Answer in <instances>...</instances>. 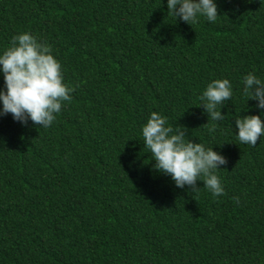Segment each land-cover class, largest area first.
<instances>
[{"label":"trees","instance_id":"trees-1","mask_svg":"<svg viewBox=\"0 0 264 264\" xmlns=\"http://www.w3.org/2000/svg\"><path fill=\"white\" fill-rule=\"evenodd\" d=\"M214 2L215 22L190 25L167 0H0V54L29 32L74 89L50 127L0 116V264H264V136L235 126L264 120L243 82H264V0ZM216 79L233 95L212 121ZM153 111L226 158L221 196L153 170Z\"/></svg>","mask_w":264,"mask_h":264},{"label":"clouds","instance_id":"clouds-1","mask_svg":"<svg viewBox=\"0 0 264 264\" xmlns=\"http://www.w3.org/2000/svg\"><path fill=\"white\" fill-rule=\"evenodd\" d=\"M167 7L168 14L175 20L180 18L190 25L196 24L199 16L215 22L219 15L214 0H167ZM0 72L6 89L0 90V116L11 114L22 124H27L30 119L35 125L50 127L63 102L72 98L74 89L65 84L62 65L52 54L51 47L38 42L29 32L12 37L10 46L0 54ZM243 82L244 93L249 99L258 101V108L264 109V82L252 72L244 76ZM232 95V84L228 79H216L207 85L200 99L209 119L219 121L224 118L221 107ZM235 126L242 144L255 147L258 139L264 136V120L260 115L235 119ZM209 131L215 132L216 126ZM142 135L144 145L155 161L153 170L171 176L177 187L187 185L192 191H199L197 181L202 180L213 196L224 193L215 172L219 166L227 164V160L213 147L206 148L202 143L186 139L184 131L174 132L166 117L155 111L143 126Z\"/></svg>","mask_w":264,"mask_h":264}]
</instances>
